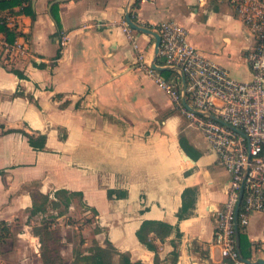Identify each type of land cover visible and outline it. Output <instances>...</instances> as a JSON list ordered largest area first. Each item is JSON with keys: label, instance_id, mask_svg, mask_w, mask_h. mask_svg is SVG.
<instances>
[{"label": "crops", "instance_id": "crops-1", "mask_svg": "<svg viewBox=\"0 0 264 264\" xmlns=\"http://www.w3.org/2000/svg\"><path fill=\"white\" fill-rule=\"evenodd\" d=\"M133 2L31 0V7L24 4L26 12L22 6L3 11L11 15L17 35L8 43L0 33V222L12 232L19 228L15 236L21 247L6 249L4 242L0 264H43L40 238L27 223L28 210L38 193L56 198L62 189L82 192L81 203L95 213L100 228L92 238L102 247L112 244L129 254L132 262H233L212 245L230 174L146 69L153 68L155 39L131 26L126 30V12ZM132 11L140 25L179 23L187 29L189 42L233 78L252 79L248 55L256 39L231 3L140 0ZM15 43L27 53L2 50L4 44ZM60 44L62 55L56 60ZM156 70L170 74L168 69ZM12 129L46 134L44 150L34 149ZM188 188L196 190V198L189 214L180 218ZM110 190L126 196L110 197ZM144 220L173 226L164 241L155 240L157 261L136 235ZM238 234L247 241L248 259L255 264L264 260V214L253 213ZM84 237L88 244L90 238ZM61 255L67 263L73 259ZM115 260L118 264L119 255Z\"/></svg>", "mask_w": 264, "mask_h": 264}, {"label": "built area", "instance_id": "built-area-1", "mask_svg": "<svg viewBox=\"0 0 264 264\" xmlns=\"http://www.w3.org/2000/svg\"><path fill=\"white\" fill-rule=\"evenodd\" d=\"M229 2L256 39L248 55L250 81L233 78L227 68L206 57L189 42L187 29L172 20L154 29L161 36L156 65L170 74L146 69L201 131L229 172L227 199L218 212L212 245L234 264H248L238 248L237 232L249 224L253 213L264 214V0ZM0 11L5 17L2 22L17 28L11 15ZM124 23L127 30L130 25ZM3 48L27 53L18 43Z\"/></svg>", "mask_w": 264, "mask_h": 264}, {"label": "trees", "instance_id": "trees-1", "mask_svg": "<svg viewBox=\"0 0 264 264\" xmlns=\"http://www.w3.org/2000/svg\"><path fill=\"white\" fill-rule=\"evenodd\" d=\"M28 3L31 7V0H0V9L6 10V9H13L17 6H22L24 11L26 12V4ZM140 7V0H134L132 4V9L129 12L131 19L140 24L138 22L136 14L132 11L133 9H137ZM29 10V9H28ZM53 17L58 24L60 25V19L55 12L52 10ZM34 16V14H32ZM147 27H150L151 29H155L156 25H148ZM0 33H4L6 35V39L8 43H13L17 33L14 29L9 27L5 21L2 22L0 19ZM62 55V44H60V47L57 51V54L55 56V59H59ZM160 61V60H159ZM45 64H38V66L42 67ZM10 71L18 75L20 78H23L24 75L20 70L11 68ZM166 72L167 70H163ZM17 95H23L21 91L16 92ZM58 97L60 95H57ZM10 131H16L22 133L28 140V143L30 146H32L36 150H44L47 142V135L43 133L39 134H33L29 133L23 129H12ZM41 197L47 201L49 199V195L39 193ZM114 194H116L119 197L126 196V193L117 191V190H110L109 195L112 197ZM60 195H65V202L67 204L70 203L73 197L79 196L82 197V192H69L67 190H58L55 192L56 199L59 200ZM67 195V196H66ZM196 198V190L194 188H188L183 193V205L178 213V216L180 218H184L189 214V208L193 206L194 199ZM56 206L59 205V203H55ZM42 210V205L38 203L37 197L34 196L33 205L31 207V213H37ZM173 226L167 222L164 221H158V220H144L141 224V226L138 228L136 235L140 242L145 244L150 250H153L156 253V261H157V254H158V245L155 243L156 239H159L161 242L165 240V238L172 232ZM9 233V228L7 226V223L5 221L0 222V247L1 245L6 241L7 236ZM179 234V232H178ZM37 236L40 234L37 233ZM42 235V234H41ZM94 241V242H93ZM92 242L95 244L93 248L88 252L87 254H84L82 252L76 254L80 257V260L83 262H86L87 264H115L114 263V256L119 255V263L118 264H142L139 262H132L130 259L129 254L127 253H121L120 251L116 250L112 244H108L106 247H102L97 240H93ZM240 248L242 256L245 259L250 258L249 253L247 250V241L245 240V237L240 234ZM177 253H173L174 259H177ZM43 256V254H42ZM43 264H57L56 262H52L50 257H43ZM231 264H234L231 262Z\"/></svg>", "mask_w": 264, "mask_h": 264}, {"label": "rangeland", "instance_id": "rangeland-1", "mask_svg": "<svg viewBox=\"0 0 264 264\" xmlns=\"http://www.w3.org/2000/svg\"><path fill=\"white\" fill-rule=\"evenodd\" d=\"M225 2H229V0H225ZM0 19L5 20L1 11ZM8 66L12 68L9 64ZM36 197L38 203L42 205V210L32 214L30 208L27 223L31 227L29 230L33 235L40 234L38 237L40 238V249L43 257H50L53 263L57 259V264H87L81 261L76 254L90 252L95 245L93 240L96 239L92 238V234L100 230L98 225L94 223L95 213L93 211L87 212V208L84 203H81L79 196L73 197L69 204L65 202V195H60L59 200L49 196L47 201L39 193ZM56 202L59 203L58 206H56ZM88 229L90 234L86 231ZM18 230L19 228L16 227L14 232L9 230L7 233L8 236L4 244L6 249L15 245L21 247L15 236ZM84 235H88L90 238L88 244ZM24 247L22 246V248ZM62 252L70 255V257L73 255V259L70 258L72 261L67 263L66 258L61 255ZM114 263L117 264L115 256Z\"/></svg>", "mask_w": 264, "mask_h": 264}, {"label": "water", "instance_id": "water-1", "mask_svg": "<svg viewBox=\"0 0 264 264\" xmlns=\"http://www.w3.org/2000/svg\"><path fill=\"white\" fill-rule=\"evenodd\" d=\"M126 21L133 29L138 30V31H142V32H144L146 34H149V35H152L154 37V39H155V50H154L155 56H154V59H153V62H152V67L155 68V69L162 70L161 67L156 65V62L158 60L159 50H160V44H161V36H160V34L158 32H156L154 29H151L150 27H147V26H144V25H140V24L134 22L131 19L129 10L126 12ZM239 237L240 236H239V234L237 232L238 248L241 250ZM245 260H246V262L248 264H255L256 263V262H253L250 259H245ZM258 263L259 264H264V260H259Z\"/></svg>", "mask_w": 264, "mask_h": 264}]
</instances>
